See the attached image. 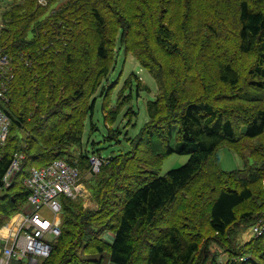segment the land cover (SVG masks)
I'll list each match as a JSON object with an SVG mask.
<instances>
[{
  "label": "trees",
  "instance_id": "obj_1",
  "mask_svg": "<svg viewBox=\"0 0 264 264\" xmlns=\"http://www.w3.org/2000/svg\"><path fill=\"white\" fill-rule=\"evenodd\" d=\"M6 1L0 52L12 78L0 100L10 121L0 145V228L25 207L30 190L18 179L32 167L63 159L81 179L89 172L83 133L87 121L95 130L98 89L112 122L102 82L122 49L156 82L148 120L132 150L105 158L97 184L87 182L97 208L61 197L60 234L39 264H264V228L241 241L264 217V0H67L59 8L57 0ZM224 143L256 166L221 171ZM254 143L257 156L247 155ZM16 152L19 171L4 187ZM172 153L189 158L159 176Z\"/></svg>",
  "mask_w": 264,
  "mask_h": 264
},
{
  "label": "rangeland",
  "instance_id": "obj_2",
  "mask_svg": "<svg viewBox=\"0 0 264 264\" xmlns=\"http://www.w3.org/2000/svg\"><path fill=\"white\" fill-rule=\"evenodd\" d=\"M66 1L67 0H57L53 7L59 8L62 6V4L64 5ZM38 3L47 5L48 1L38 0ZM6 7V0L0 2V14ZM202 12L203 10L200 13ZM235 29V24H228V27L225 28V31H227L228 34L233 35ZM228 41L231 43L233 40L229 37ZM85 68L86 65L82 63L79 66L73 67L71 78L72 81H74V84L82 77L85 72ZM106 85H109L108 87H110L107 97V104L109 109L112 111V122L111 124L110 122H108L109 124L106 123L104 111L102 110V105L105 103V101L103 99V96L101 97L98 89V91H96L94 94V96H96L97 98L96 102L94 103L91 120L92 124L95 125V130L93 132H90V121H87L82 137V146L80 148L86 153L95 154L104 159L116 156L118 154H124L132 150V143L130 141L135 138V136L142 129L145 122L148 120L146 103L148 101H152L156 93V82L152 75L146 69L140 66L138 61L133 57L131 53H125L122 49H119L116 53L114 66L110 71L108 77L102 82V86ZM86 92H88L87 88H85V94ZM122 98L124 100H121ZM76 105H78V103ZM70 110L72 111V106ZM130 111L133 112L131 116ZM27 116L29 119H32L31 115ZM39 118L43 119L44 115L41 113V116ZM54 121L55 120H50L49 123H53ZM110 131L112 132V134ZM109 134H111V137H109ZM245 152L247 155H249V153H252L257 156L256 153L258 152V149L256 147V144L254 143L250 147L246 145ZM238 153L239 152L232 148L229 144H221L216 151L219 169L223 172H229L233 169H244L256 164L257 160H254L253 158V160L251 159L252 161L249 160L250 163L245 162ZM188 158L189 156L186 154L172 153L163 159L162 163L159 166V170L157 167L154 168V170H158L157 172L159 176H164L169 170L178 168L185 164ZM141 159L143 161L145 160L144 158H140V160ZM146 161L147 159L145 160V163ZM105 163H107V160ZM99 171L100 170H98L96 173L86 172L83 178L80 179L85 191L87 192V194H85L86 196L84 195L81 198V203L84 208L95 209L98 207V201L94 198V196H92L87 182L92 185L97 184L99 180ZM26 176L27 175L22 176V178L18 179L19 181H21L23 186ZM220 180L223 181L222 179ZM47 214L49 218L52 217V214L49 211H47ZM60 214L58 216V221L61 225ZM171 220H173L172 217H170V221ZM108 233H110V230H105L102 236L105 237L106 235H108ZM252 234L253 232L251 228L246 229L242 234L241 241L244 242L248 240L252 236ZM212 241L213 240H210L208 244L212 248H215L216 246L211 243ZM209 250L211 251L212 249ZM224 257V254L219 256L218 260L220 263H223Z\"/></svg>",
  "mask_w": 264,
  "mask_h": 264
},
{
  "label": "built area",
  "instance_id": "obj_3",
  "mask_svg": "<svg viewBox=\"0 0 264 264\" xmlns=\"http://www.w3.org/2000/svg\"><path fill=\"white\" fill-rule=\"evenodd\" d=\"M12 78L11 66L6 55L0 52V100L6 99ZM10 121L0 108V145L9 133ZM22 155L14 153L13 159L3 176L4 187L10 186L19 170ZM105 159L89 156V172L96 173ZM77 167L63 159H55L42 167H32L24 185L30 190L25 207L8 223L5 235H0V264L12 260L20 264H39L51 252V243L60 234L58 216L61 213V197H83L84 189ZM86 196V195H85ZM47 211L52 214L49 218ZM264 228V217L259 219L252 231L258 235Z\"/></svg>",
  "mask_w": 264,
  "mask_h": 264
},
{
  "label": "bare ground",
  "instance_id": "obj_4",
  "mask_svg": "<svg viewBox=\"0 0 264 264\" xmlns=\"http://www.w3.org/2000/svg\"><path fill=\"white\" fill-rule=\"evenodd\" d=\"M6 231H7V227L6 226H3L0 228V235H5L6 234Z\"/></svg>",
  "mask_w": 264,
  "mask_h": 264
},
{
  "label": "crops",
  "instance_id": "obj_5",
  "mask_svg": "<svg viewBox=\"0 0 264 264\" xmlns=\"http://www.w3.org/2000/svg\"><path fill=\"white\" fill-rule=\"evenodd\" d=\"M224 258H225V257H224ZM106 264H112V263L107 262Z\"/></svg>",
  "mask_w": 264,
  "mask_h": 264
}]
</instances>
